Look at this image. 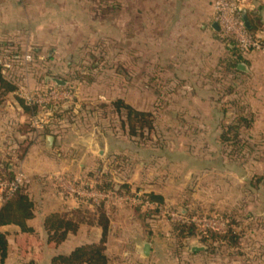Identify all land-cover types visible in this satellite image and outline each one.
I'll return each instance as SVG.
<instances>
[{
  "label": "crops",
  "instance_id": "obj_1",
  "mask_svg": "<svg viewBox=\"0 0 264 264\" xmlns=\"http://www.w3.org/2000/svg\"><path fill=\"white\" fill-rule=\"evenodd\" d=\"M212 1L0 0V41H2L0 46L2 43L14 45L25 43L28 48L24 53L26 55L35 58L47 57L50 60H53L54 56H68V64L71 65L70 60L76 50L73 45L69 46L68 42L86 39V26L99 25L107 33L112 25L117 34L116 40L123 41L129 38L131 41L130 56L134 57L136 62L134 68L137 67L135 65L140 55L139 41L143 40L149 44L162 43V48L155 50L154 53L149 51V56L168 58V63L171 57H197L196 61L203 63L195 64L194 68L180 60L177 68L171 65L166 67L168 70H173L174 74L185 75L192 70L195 73L206 72V67L211 66L213 61L215 65L210 69L215 67L217 71L222 68V60L219 59L222 57L223 60H228L230 54L220 40L219 31L214 28ZM237 2L245 11L251 26L249 30L257 29L256 33H263L264 0H237ZM127 25L129 30L124 31L123 27ZM90 28L87 27V30ZM122 54V51H118V55ZM36 63L38 66L42 64L39 61ZM186 79H179L178 88L186 95V89L194 87L196 104L203 105L207 100H214L212 95L206 93L209 88L202 82L189 84ZM222 112L220 107H213L211 115L205 113L216 123L209 133L216 139L222 137L223 132L220 130L224 128L223 125L218 126L217 122L235 119L233 116L224 117ZM203 115L202 118L205 119ZM29 118L18 99L14 95H7L0 106V168H8L14 176L19 172L25 174L28 179L26 187L35 203V217L29 222L31 233H23L17 227L0 229L8 234L9 242V254L2 264H53V259L57 256L69 255L78 247L102 242L103 230L94 224L92 227L82 226L77 234L69 235L61 245L49 243L44 228V221L48 216L69 215L77 210L94 211V206L87 201L82 203L63 195L57 181L61 178L95 189L96 183L101 180L112 182L115 189L127 185L132 190L143 192L144 195L161 196L165 204L184 205L181 210L186 214L192 212V206L196 214H202L207 209L206 202H208L211 211L229 217L242 210L243 214L247 213L245 216L248 219L251 216L257 217L260 221L264 219V208L260 204L259 208H251V205L246 207L247 197L251 191L249 187L251 179L248 174L235 178L234 169L230 167L231 163L228 161L221 160L218 163L212 159L204 162L198 157L196 159L198 166L194 167V194L181 193L180 188L175 199L171 196L168 168L162 162L156 164L147 161L150 156L146 157L147 152L143 149L118 148L107 141L105 152L101 155L96 148L86 147L80 143V139L86 138V131L80 130L77 126L57 127V122L50 121L49 124L51 122L55 124L52 123L50 126L48 124L45 130L37 134L26 133L23 127L29 125ZM45 136L54 137L51 148L42 139ZM73 136L74 142H64L65 138H73ZM209 146L211 154L217 153V149L220 148L218 141L212 142ZM236 185L242 187V192L235 189ZM207 186H210V189H206ZM191 196H194L193 199ZM187 201H194V205L188 206ZM122 205L127 204H105L104 207L110 218V228L105 243L109 264H171L166 245L155 241L156 231L148 222L145 231L135 230L136 225L139 224L136 223L137 219L133 218L134 226L131 229L134 230L130 235H120L121 231L126 229H124L126 224L120 219L122 209L131 213L128 206L122 208ZM145 209L149 210L143 206L140 210H134L136 214L146 218ZM251 209L253 212L250 213ZM145 242L152 245L149 258H145L140 251ZM203 252L190 251V254L196 257Z\"/></svg>",
  "mask_w": 264,
  "mask_h": 264
},
{
  "label": "rangeland",
  "instance_id": "obj_2",
  "mask_svg": "<svg viewBox=\"0 0 264 264\" xmlns=\"http://www.w3.org/2000/svg\"><path fill=\"white\" fill-rule=\"evenodd\" d=\"M125 1L129 2V0ZM87 27L91 28L87 30ZM123 28L124 31L129 30V25ZM109 30L105 33L102 26H86V39L68 42L67 44L73 45L76 50L71 57V65L68 64V56L62 55L54 56L53 60L47 57H32V60L27 61L24 53L28 48L25 43L17 45L2 43L0 68L9 81L23 88V96L42 95L48 93L51 87L59 88L50 78L65 81L66 87L60 89L70 92L73 101L69 104L68 112L61 120L59 119L62 123L59 126H77L80 130L86 131V137L95 132L100 133L106 142L118 148L143 149L147 152L146 157L150 156L147 161L156 164L162 162L168 168L171 196L175 199L180 188L181 193L194 194V167L198 166L196 159L199 157L204 162L212 159L218 163L221 160L230 162L235 178L248 174L251 179L249 184L251 191L247 197L246 207L251 205V208L261 206L264 208V50L252 53L238 62L247 66L248 73L233 74L226 72L224 67L215 71V67L210 69L215 65L213 61L211 66L206 67V72L195 73L192 70L185 75L174 74L173 70H168L166 67L171 65L177 68L180 60L194 68L195 64L203 63L197 62V57H171L168 63V58L149 56L148 52L154 53L155 50H160L162 43L149 44L141 40L140 55L135 65L137 67L134 68L136 62L134 57L130 56L131 41L129 38L118 41L115 39L117 34L114 26L111 25ZM118 51H122L123 54L118 55ZM221 60L222 57L219 61ZM38 61L42 63L39 66L36 63ZM180 78H187L186 82L189 84L202 82L209 88L206 93L212 95L214 100H207L203 105L196 104L194 87L186 89V95L183 94L184 91L178 88ZM118 100H123L138 111L152 114L154 131L146 132L143 138H131L122 129V117L115 113L112 106V103ZM213 107H220L224 117L227 118L231 116L235 118L243 111L251 128L241 130L238 139L234 138L233 132L230 133V140L227 142H223L219 137L217 139L211 137L210 129L214 128L216 123L205 113L211 115ZM232 121L226 119L222 122L216 121L219 123L218 126L224 127L220 132L225 134L227 126ZM65 141L74 142V136L65 138ZM214 141L219 142L220 148L217 149V153L211 154L209 145ZM206 189H210V186ZM235 189L242 192V187L236 185ZM122 194L130 198L135 194L144 195L143 192L132 189ZM193 197L191 196V199ZM187 202L190 207L194 205V201ZM206 203L207 209L196 216L217 217L222 219L223 223L227 222V227H231L238 235V245L232 246L222 242L204 243L201 241V236L181 241L176 236L173 222L167 216L157 212L152 214L153 218H145L141 214H136L135 206L129 203L122 205V208L128 206L131 213L122 209L120 219L126 224L124 227L126 229L121 231L120 235H130L134 230L131 228L134 226L132 223L135 218L136 223L139 224L136 225L135 230L145 231L147 222L152 225L153 230L156 231L155 241L166 245L171 264H264V231H262L264 219L260 221L257 217L251 216L249 220L245 216L247 213L243 214L242 210L227 218L226 215L211 211L210 204ZM183 208L184 205L181 204L167 203L162 211H180ZM191 208L195 213L194 207ZM147 211L149 212L145 209L144 212ZM204 231L206 230L203 227H198V232ZM192 246L204 247L205 250L202 254L192 257L190 254Z\"/></svg>",
  "mask_w": 264,
  "mask_h": 264
},
{
  "label": "trees",
  "instance_id": "obj_3",
  "mask_svg": "<svg viewBox=\"0 0 264 264\" xmlns=\"http://www.w3.org/2000/svg\"><path fill=\"white\" fill-rule=\"evenodd\" d=\"M257 29H252L250 32L256 34ZM226 49L229 52L230 58L228 60H222L221 66L224 67L226 72L240 74L237 70L238 62L244 60V58L239 54L237 48L232 41H223ZM18 91V86L13 82L9 81L3 74L0 68V106L3 104L6 96L11 94L18 99L23 111L28 115L32 116L38 112L37 107H29L20 100L16 93ZM114 111L117 115L122 117L121 127L129 134L131 138H143L146 132H152L155 129L154 120L152 119V114L147 112H141L130 105L126 104L123 100H118L112 103ZM68 111L60 109L54 118L50 121L57 122V127L62 125L60 120L63 118L64 114ZM60 119V120H59ZM51 122L49 126L52 124ZM55 124V123H53ZM48 126V127H49ZM54 126V125H52ZM61 127V126H59ZM51 128V127H49ZM48 128V129H49ZM250 129V122L241 114L232 121L230 125L227 126V131L222 135L221 140L227 142L230 140L229 134L234 133L235 139H238L243 129ZM26 133L34 132L30 128V125L23 127ZM49 131V130H47ZM114 162H111L113 164ZM13 172H9L8 168H0V179L6 181H13L15 176ZM97 190L105 192H114L115 186L109 181H99L95 185ZM131 188L127 185L122 186L117 192L122 193L124 191L130 192ZM145 201L152 203L157 206V210L154 212H146L145 216L148 218H153V213H157L159 209L163 208L165 201L161 196L155 194H145L143 195ZM94 206L93 212H88L86 210H77L71 214L61 215L52 214L48 216L44 221V228L48 234L49 243L55 245H61L64 243L69 235H75L79 232L82 226L86 225L92 227L94 224L98 225L103 230L104 238L100 244L85 245L76 248L69 255H60L53 259V264H109V259L106 255V236L110 228V218L105 212V204L100 203L94 205L91 201H87ZM141 206H135V210H140ZM191 217L196 216V213L188 212ZM35 217V203L30 198L28 187H20L13 196L5 201L0 207V228L5 226H16L20 228L23 233H31L32 228L29 227V222ZM228 218V216H226ZM176 233V236L182 240H188L190 238H195L196 236H201V241L204 243L210 242H222L224 244H231L232 246L238 245V235L235 231L228 227L225 233L214 232L212 230H206L204 232H198V227L195 224L182 225L179 223L172 224ZM9 254V242L8 234L0 232V264L4 263Z\"/></svg>",
  "mask_w": 264,
  "mask_h": 264
},
{
  "label": "built area",
  "instance_id": "obj_4",
  "mask_svg": "<svg viewBox=\"0 0 264 264\" xmlns=\"http://www.w3.org/2000/svg\"><path fill=\"white\" fill-rule=\"evenodd\" d=\"M213 18L219 26V35L223 41H232L239 54L246 58L252 53L264 50V33L252 34L246 28L243 20V8L237 0H213L212 1ZM32 55H26V60H32ZM16 59L18 57H15ZM21 87H18L17 97L24 102L26 106L37 107L38 112L30 116L29 125L37 134L45 130L50 120L62 108L68 110L69 104L73 101L70 92L60 88L51 87L48 93L39 95L23 96ZM33 132V133H34ZM59 189L67 198L86 203L91 201L94 205L105 203L114 204H131L134 206H143L149 210H157V206L144 200L141 194H135L131 198L126 194L100 191L95 188L86 187L73 181L61 178L57 179ZM28 184V179L23 172L17 173L13 181L0 179V205L9 200L13 194L22 186ZM130 196V195H129ZM161 215L167 216L173 223L182 225L195 224L197 227H203L205 230L225 231L228 229L227 222L217 217H191L184 211H169L159 209Z\"/></svg>",
  "mask_w": 264,
  "mask_h": 264
},
{
  "label": "water",
  "instance_id": "obj_5",
  "mask_svg": "<svg viewBox=\"0 0 264 264\" xmlns=\"http://www.w3.org/2000/svg\"><path fill=\"white\" fill-rule=\"evenodd\" d=\"M243 20H244L246 28L250 29L251 26H250V23L248 21V18L246 16L244 10H243ZM214 28L217 31H219V26L217 23H215ZM237 70L239 72H242V73H248L247 66L242 64V63H239L237 65ZM50 80L52 82H54V84L59 88L66 87V85H67L65 81L57 79V78H50ZM42 139H44L46 141L49 148H51L53 146V143H54V137L53 136H45V137H42ZM80 143L86 147L96 148L101 155H103L105 152L106 141L100 133L95 132L94 134L90 135L89 137H86L85 139H80ZM118 189H119V187L116 188V190H118ZM10 227H16V226H13V225L5 226V227H2L0 229H3V228L8 229ZM0 232H3V231L0 230ZM204 250H205L204 247H199V246H192L190 249V251L194 252V253L195 252H201ZM140 251L145 258H149L151 255V251H152V245L149 242H145V243H143Z\"/></svg>",
  "mask_w": 264,
  "mask_h": 264
}]
</instances>
